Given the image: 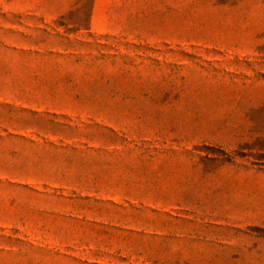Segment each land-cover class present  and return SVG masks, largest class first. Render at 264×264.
Here are the masks:
<instances>
[{
	"label": "rangeland",
	"instance_id": "1",
	"mask_svg": "<svg viewBox=\"0 0 264 264\" xmlns=\"http://www.w3.org/2000/svg\"><path fill=\"white\" fill-rule=\"evenodd\" d=\"M0 264H264V0H0Z\"/></svg>",
	"mask_w": 264,
	"mask_h": 264
}]
</instances>
